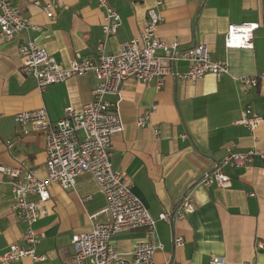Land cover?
Segmentation results:
<instances>
[{
    "label": "crops",
    "instance_id": "0c3cea01",
    "mask_svg": "<svg viewBox=\"0 0 264 264\" xmlns=\"http://www.w3.org/2000/svg\"><path fill=\"white\" fill-rule=\"evenodd\" d=\"M10 1L38 29L13 39L0 37V166L31 170L45 178L44 134L31 123L16 121V114L43 108L54 122L67 106L79 108L91 101L97 79L90 71L40 89L33 76L20 72L18 45L22 37L32 39L60 65L72 58L94 60L96 45L103 39V9L95 1L62 0L50 18L44 9L48 0ZM107 1L120 16V26L106 40L111 54L121 42L139 36L152 0ZM159 11L158 39L177 41L180 49L204 43L211 58L228 63L229 73L218 80L207 73L193 81L168 75L160 90L155 78L148 83L125 79L118 94L105 97L116 106L123 125L111 139L112 168L123 172L131 191L155 219L163 247L153 253L155 264L172 258L178 264H210L213 256L222 257L223 264H264V253L255 248L256 239H264V160L255 156L244 166H223L229 187L200 182L226 154V146L234 151L264 149V0H161ZM249 21L261 24L254 31L252 48L225 47L227 25ZM187 67L184 61L174 64L177 71ZM246 75H257V86H244L234 78ZM152 105L156 108L146 125L138 127V116ZM247 105L262 118L253 131L237 123ZM186 191L192 195L194 211L171 223L161 220L158 215L174 211ZM14 204L10 178L0 171V254L10 243L25 246V224ZM105 206L104 195L88 173L76 178L74 188L52 183L47 212L33 224L42 233L35 248L42 258L0 264H75L71 236L108 221ZM175 236L184 238L182 246L174 245ZM144 238V228L115 234L111 241L120 255L116 264H131V251Z\"/></svg>",
    "mask_w": 264,
    "mask_h": 264
},
{
    "label": "built area",
    "instance_id": "2783aa9c",
    "mask_svg": "<svg viewBox=\"0 0 264 264\" xmlns=\"http://www.w3.org/2000/svg\"><path fill=\"white\" fill-rule=\"evenodd\" d=\"M88 1H95L103 9V39L96 45V59L72 58L68 64L60 65L43 46L32 39L22 37L18 45L21 57L20 72L33 76L40 89L74 76H83L90 71L94 72L97 83L92 89L91 101L79 108L67 106L64 115L54 122L48 119L43 108L16 114V121L22 125L31 123L36 130L44 134L46 177L39 178L33 171L19 167L0 166V171L10 178L15 198V213L25 224L21 237L25 246L10 243L0 254L2 262H14L24 257L34 260L42 258L35 253L42 233L35 231L33 224L47 212L46 201L50 198L51 184L58 183L63 188H74L76 178L88 173L104 195V211L108 215V221L93 223L88 231L71 236L75 264L118 263L120 255L111 238L119 232L138 228L145 229V238L131 251V264H155L153 253L163 248L158 239L155 219L131 191L123 172L114 170L111 165V139L116 132L122 130L123 125L116 106L105 97L118 94L122 82L128 78H135L143 83L155 78L156 89L160 90L168 75L182 81H193L207 73L212 74L216 80L229 73L228 63L211 58L204 43L180 49L177 41L166 43L156 37V28L162 19L159 11L161 0H152V5L147 8L146 20L139 36L121 42L117 52L107 53V37L117 31L120 16L107 0ZM61 2L62 0H48L44 5L46 15L51 18L53 7ZM260 25L257 21L229 23L224 33V46L252 48L254 31ZM30 28L38 29L10 0H0L1 38L13 39ZM178 61L187 62V69L175 70L174 64ZM261 77L264 78V75ZM234 78L244 86L252 87L257 86L259 81L257 75ZM155 108V105H152L139 115L136 125H146L150 113ZM261 121L262 118L254 113L249 105L237 119V123L247 126L251 131L258 127ZM154 133L157 134V131L154 130ZM255 156L264 160V149L234 151L232 146L228 145L226 154L212 170L204 173L200 182L204 185L215 184L221 188L229 187L230 176L223 172L222 167L244 166L252 163ZM31 195L35 198H31ZM193 211L192 195L186 191L174 211H163L158 217L166 223H171L172 220L182 219ZM173 242L175 246H182L184 238L175 236ZM255 248L264 253V239H256ZM223 262V258L219 256L210 259V264ZM62 264L68 263L63 261ZM163 264L178 263L172 258ZM248 264L255 263L250 261Z\"/></svg>",
    "mask_w": 264,
    "mask_h": 264
}]
</instances>
